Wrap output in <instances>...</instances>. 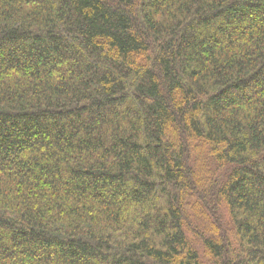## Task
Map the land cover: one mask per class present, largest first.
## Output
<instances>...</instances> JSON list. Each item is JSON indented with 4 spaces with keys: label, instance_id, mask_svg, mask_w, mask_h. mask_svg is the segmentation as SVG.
Masks as SVG:
<instances>
[{
    "label": "trees",
    "instance_id": "1",
    "mask_svg": "<svg viewBox=\"0 0 264 264\" xmlns=\"http://www.w3.org/2000/svg\"><path fill=\"white\" fill-rule=\"evenodd\" d=\"M0 264H264V0H0Z\"/></svg>",
    "mask_w": 264,
    "mask_h": 264
}]
</instances>
